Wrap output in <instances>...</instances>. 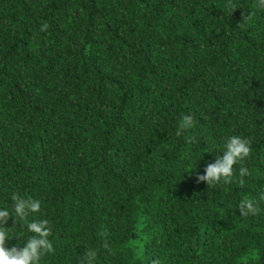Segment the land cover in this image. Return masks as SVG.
Returning a JSON list of instances; mask_svg holds the SVG:
<instances>
[{"label": "trees", "instance_id": "1", "mask_svg": "<svg viewBox=\"0 0 264 264\" xmlns=\"http://www.w3.org/2000/svg\"><path fill=\"white\" fill-rule=\"evenodd\" d=\"M234 2L0 0V209L41 201L42 264H264V201L238 209L264 190V10ZM232 135L244 186L198 182Z\"/></svg>", "mask_w": 264, "mask_h": 264}, {"label": "clouds", "instance_id": "2", "mask_svg": "<svg viewBox=\"0 0 264 264\" xmlns=\"http://www.w3.org/2000/svg\"><path fill=\"white\" fill-rule=\"evenodd\" d=\"M256 6L264 10V0H256ZM224 7L232 14L239 6L234 0H226ZM251 18V14L237 25L244 28L245 21ZM49 25L43 23L41 31H46ZM196 126V121L192 115L185 114L182 116L177 135H181L184 131L190 130ZM195 138H187V142L191 143ZM212 152V151H208ZM224 154L219 156L214 163L207 164L205 174L198 176V182L206 181L209 188L217 185H230L233 182L240 186H244L245 177L251 176L245 161L250 157L252 152L251 138L232 135L227 137L224 143ZM239 165L238 178H236V167ZM235 178V179H234ZM14 202L12 210L7 208L0 209V264H42V260L49 254L55 253V247L49 237L52 235L53 228L48 219H32L29 217L36 213H41V201L31 197H25L19 193L12 195ZM264 201V190L259 193L257 198H243L238 209L242 216L257 215L261 211L259 202ZM14 217L13 225L20 223L22 228H26L32 235L28 237L24 247L12 246L7 247V241L14 237L8 230L6 225L8 221ZM102 246L109 249V242L103 239ZM97 252L89 249L80 264H95ZM153 264H158L154 261Z\"/></svg>", "mask_w": 264, "mask_h": 264}]
</instances>
